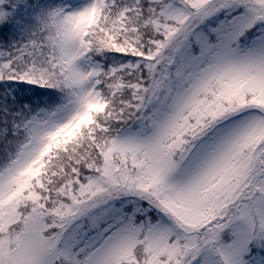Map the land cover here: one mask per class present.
I'll list each match as a JSON object with an SVG mask.
<instances>
[{"label": "snow or ice", "instance_id": "1", "mask_svg": "<svg viewBox=\"0 0 264 264\" xmlns=\"http://www.w3.org/2000/svg\"><path fill=\"white\" fill-rule=\"evenodd\" d=\"M0 264H264V0H0Z\"/></svg>", "mask_w": 264, "mask_h": 264}]
</instances>
